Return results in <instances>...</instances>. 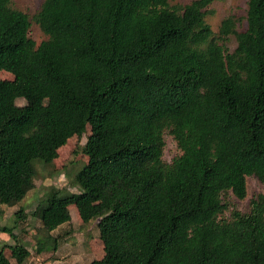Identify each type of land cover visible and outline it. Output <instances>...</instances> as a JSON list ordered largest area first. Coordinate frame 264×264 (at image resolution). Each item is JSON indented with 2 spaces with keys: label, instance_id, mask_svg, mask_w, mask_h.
<instances>
[{
  "label": "trees",
  "instance_id": "1",
  "mask_svg": "<svg viewBox=\"0 0 264 264\" xmlns=\"http://www.w3.org/2000/svg\"><path fill=\"white\" fill-rule=\"evenodd\" d=\"M214 1L43 0L36 43L29 16L0 0V72L13 76L0 78V205L19 204L37 166L53 169L65 138L90 128L77 191L52 187L32 212L36 252L57 247L73 204L103 247L90 264H264V189L246 212L228 197H246V176L264 186V0L218 32ZM6 248L17 264L30 256L3 244L0 264Z\"/></svg>",
  "mask_w": 264,
  "mask_h": 264
},
{
  "label": "rangeland",
  "instance_id": "2",
  "mask_svg": "<svg viewBox=\"0 0 264 264\" xmlns=\"http://www.w3.org/2000/svg\"><path fill=\"white\" fill-rule=\"evenodd\" d=\"M43 0H12L13 7L23 11L29 16L31 21L29 35L39 43L45 39V35L39 26L33 21L32 16L39 9ZM191 0H170L171 4H185ZM246 0H218L214 1L210 9L212 13L207 17L208 22L214 32H218L221 20L235 13L242 15L245 9ZM235 45L231 38L229 47ZM12 74L1 71L0 78L12 79ZM18 104H24V99H19ZM90 128L81 135H71L59 145L57 157L53 161V169L47 166L38 165V177L35 179V187L30 190L26 197L17 205H0V226H7L12 229L11 234L0 231V246L3 244L21 243L28 248L30 256L25 264H90L94 259H100L103 255V247L98 237V230L95 224L81 227L82 220L76 205H70L71 220L64 223L51 232L52 236L57 237L56 248H45L41 252L35 251V243L43 237L40 231V220L32 215L38 201L43 198L48 191L53 188H66L70 191H77L70 186L69 179L72 174L87 161V156L78 148L85 143ZM165 147L163 159L170 162L172 158L180 153L176 142L169 133H165ZM264 189L263 184L253 175L246 176L247 195L244 199H238L229 193V200L240 210H249V201L256 197ZM229 212H226L228 216ZM18 217V220L16 218ZM47 243L45 244V246ZM49 246V245H48ZM5 255L12 264H17L10 255V250L5 249Z\"/></svg>",
  "mask_w": 264,
  "mask_h": 264
}]
</instances>
